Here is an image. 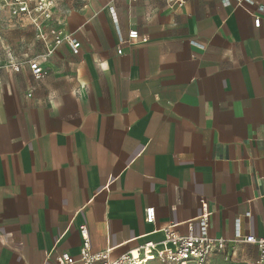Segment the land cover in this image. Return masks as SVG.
I'll return each mask as SVG.
<instances>
[{"label":"crops","instance_id":"obj_1","mask_svg":"<svg viewBox=\"0 0 264 264\" xmlns=\"http://www.w3.org/2000/svg\"><path fill=\"white\" fill-rule=\"evenodd\" d=\"M111 6L125 35L137 29L147 41L121 45ZM9 19L0 22V264L78 258L82 226L93 253L116 258L162 242L169 224L196 228L202 197L210 233L229 241L209 263L224 254L264 264L237 236L264 237V0H81L43 22L72 34L78 52L64 41L48 53L33 22ZM42 55L48 73L36 79L27 60Z\"/></svg>","mask_w":264,"mask_h":264},{"label":"built area","instance_id":"obj_2","mask_svg":"<svg viewBox=\"0 0 264 264\" xmlns=\"http://www.w3.org/2000/svg\"><path fill=\"white\" fill-rule=\"evenodd\" d=\"M10 10L14 16L20 13H26L32 17L33 11H38L45 18L51 17V7L55 6L54 0H49L44 3L42 0L35 7L29 4L28 0H12ZM148 1V0H144ZM171 5H178L182 7L186 0H167ZM253 4V0H238V4ZM262 8V7H260ZM110 11L119 37L121 45L130 43L132 40L141 38L147 41L146 37L139 34L137 29H131L125 35L119 26V20L116 9L111 6ZM255 25L260 26L262 18L254 15ZM43 22L34 19V25L37 28L38 36L48 48V53H51L55 45H59L67 41L69 45L78 52L80 42L76 41L72 34H66L62 29L50 28L45 29ZM52 36V38H51ZM123 49L120 47L118 53H122ZM47 59V55H42L40 58H33L27 60V63L36 79H42L47 73V69L42 65L41 61ZM8 67L19 70L22 67L21 62L10 59ZM202 212L197 217L198 226L195 228L192 223H189V231L185 234L179 233L175 229L174 224H169L163 228L165 238L162 242L157 243L148 241L139 249L130 250L119 255L116 258H110L109 251L93 253L90 245V238L86 226H82L83 245L78 258L69 253H62L55 257V264H209L212 257L216 254L226 253L229 241L223 237L213 236L210 233V216L212 211L209 208L207 201L202 197L200 199ZM145 218L148 223H153L156 219V209L149 206L145 209ZM240 226V221L237 222ZM237 236L244 242L256 244L262 252V258L259 263L264 261V237H257L255 235H248L242 237L238 231Z\"/></svg>","mask_w":264,"mask_h":264},{"label":"rangeland","instance_id":"obj_3","mask_svg":"<svg viewBox=\"0 0 264 264\" xmlns=\"http://www.w3.org/2000/svg\"><path fill=\"white\" fill-rule=\"evenodd\" d=\"M39 1L41 0H28L29 4L32 5V7H35L39 4ZM44 3H46L49 0H42ZM54 4L55 6L58 4V7L56 9L57 13H54V7L52 6L51 9V17L50 18H45L44 15H42L40 12L38 11H33L32 12V17H30L28 14L26 13H20L17 16H14L10 10V12H5L4 10H6V8H3L4 10L2 12H0V22L2 24H7L10 21V16L12 17H16V19H18V21L20 23L25 22V21H30L34 23V19H36L37 21H50L53 19L54 16L56 17H60V15H64V13L68 12L69 9L74 8L75 6H77L81 0H54ZM12 0H0V7H4V6H8L9 8L11 7L10 4L12 3ZM63 12V13H62ZM209 264H258L256 262H247V261H239L236 258H233L232 256H228V255H218L216 256L211 263Z\"/></svg>","mask_w":264,"mask_h":264}]
</instances>
